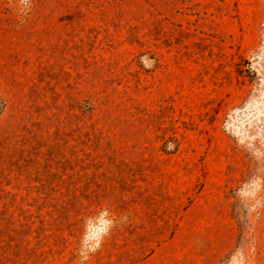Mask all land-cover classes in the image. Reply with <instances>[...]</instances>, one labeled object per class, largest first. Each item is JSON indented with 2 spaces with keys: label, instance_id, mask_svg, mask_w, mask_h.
<instances>
[{
  "label": "rangeland",
  "instance_id": "374dc122",
  "mask_svg": "<svg viewBox=\"0 0 264 264\" xmlns=\"http://www.w3.org/2000/svg\"><path fill=\"white\" fill-rule=\"evenodd\" d=\"M0 264H264V0H0Z\"/></svg>",
  "mask_w": 264,
  "mask_h": 264
}]
</instances>
